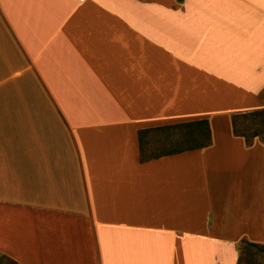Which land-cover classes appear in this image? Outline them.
Listing matches in <instances>:
<instances>
[{"label": "crops", "instance_id": "0c3cea01", "mask_svg": "<svg viewBox=\"0 0 264 264\" xmlns=\"http://www.w3.org/2000/svg\"><path fill=\"white\" fill-rule=\"evenodd\" d=\"M264 0H0V255L237 264L264 244ZM212 145L141 163L138 132ZM262 141V143H261Z\"/></svg>", "mask_w": 264, "mask_h": 264}, {"label": "trees", "instance_id": "16d2710c", "mask_svg": "<svg viewBox=\"0 0 264 264\" xmlns=\"http://www.w3.org/2000/svg\"><path fill=\"white\" fill-rule=\"evenodd\" d=\"M231 128L234 136L242 138L247 146H251L255 139L264 141V109L233 115ZM138 143L139 160L145 163L165 156L208 148L212 145V136L208 120H199L141 130L138 132ZM252 248L264 253V245L248 242L243 244V253L251 254ZM250 258L251 256L247 259ZM9 264L18 263L10 259ZM237 264H242L240 257Z\"/></svg>", "mask_w": 264, "mask_h": 264}, {"label": "rangeland", "instance_id": "374dc122", "mask_svg": "<svg viewBox=\"0 0 264 264\" xmlns=\"http://www.w3.org/2000/svg\"><path fill=\"white\" fill-rule=\"evenodd\" d=\"M262 143V141H261ZM264 245V244H263ZM251 254L250 252L248 253H243V245L241 246L239 250V257L242 259V264H264V253L259 252L258 250L252 248ZM251 256L250 259H247ZM10 259L7 257H2L0 255V264H9Z\"/></svg>", "mask_w": 264, "mask_h": 264}]
</instances>
